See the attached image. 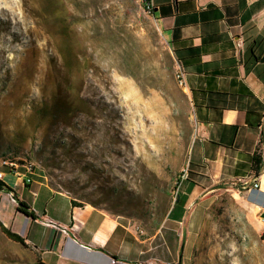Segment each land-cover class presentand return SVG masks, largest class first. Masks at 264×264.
I'll list each match as a JSON object with an SVG mask.
<instances>
[{"label":"rangeland","instance_id":"374dc122","mask_svg":"<svg viewBox=\"0 0 264 264\" xmlns=\"http://www.w3.org/2000/svg\"><path fill=\"white\" fill-rule=\"evenodd\" d=\"M176 66L143 0H0V156L148 231L166 213L165 228L199 224L192 248L177 242L183 264H264L234 186L182 209L194 115ZM60 99L66 114L34 115ZM0 264L38 262L0 229Z\"/></svg>","mask_w":264,"mask_h":264},{"label":"crops","instance_id":"0c3cea01","mask_svg":"<svg viewBox=\"0 0 264 264\" xmlns=\"http://www.w3.org/2000/svg\"><path fill=\"white\" fill-rule=\"evenodd\" d=\"M152 6L182 67L181 88L194 115L182 209L192 202L190 213L199 200L212 202L215 187L234 186L251 226L264 234V0H152ZM255 153L262 158L258 173ZM31 177L25 183L5 169L0 182L9 189H0V223L45 264H109V257L123 264H183L177 242L187 237L193 246L199 224L172 220L176 228H165L166 213L148 231L134 218L75 201L40 173ZM18 201L35 217L18 211Z\"/></svg>","mask_w":264,"mask_h":264},{"label":"trees","instance_id":"16d2710c","mask_svg":"<svg viewBox=\"0 0 264 264\" xmlns=\"http://www.w3.org/2000/svg\"><path fill=\"white\" fill-rule=\"evenodd\" d=\"M150 1L152 3V0H143L144 5L146 2ZM153 6H151L150 9V14L153 17ZM72 108V106L66 102L63 101L62 99H60L57 102L53 101V104L51 106H49L48 104H41L38 106L33 107V113L35 116H37L38 119H41L43 117H47L50 115H54L56 112L60 111V113L66 114L68 111H70ZM13 160L16 161L12 156L11 153H4L0 156V161L2 160ZM27 161V160H26ZM18 163H21L19 161H16ZM23 162V161H22ZM30 162V161H29ZM262 162V158L260 156V154L255 153L252 157V169L255 173H258L260 170V164ZM53 188V187H52ZM0 189H9L6 185H4L2 182H0ZM17 210L20 211L21 213H23L24 215L27 216H31V217H35V214L32 210H30V208L22 201H18L17 203ZM0 229L13 241L20 243L21 245L28 247V244L25 242V240L17 233L9 230L8 228L4 227L1 223H0ZM37 256V254H36ZM37 262L38 264H45L43 263L37 256Z\"/></svg>","mask_w":264,"mask_h":264},{"label":"built area","instance_id":"2783aa9c","mask_svg":"<svg viewBox=\"0 0 264 264\" xmlns=\"http://www.w3.org/2000/svg\"><path fill=\"white\" fill-rule=\"evenodd\" d=\"M151 6H152V3L150 1L145 3L146 10L149 13H150ZM176 68H177L176 72L178 73V78L180 79V82L183 85V70H182V67H181V65L177 64ZM0 168H4L9 173H11L12 175H14V176H16L18 178H22L25 183H29V182L32 181L31 175L34 172V164L32 162H31V170H24V165H20L16 161H3L2 163H0ZM187 170L188 169H184L182 174L180 175V182L183 179H185V180L188 179V172L189 171H187ZM4 174H5V171L0 169V181H2V179L4 177ZM253 187L254 188H258V184L254 183ZM108 259H109V264H123L122 261H119L116 258L109 257Z\"/></svg>","mask_w":264,"mask_h":264},{"label":"bare ground","instance_id":"6f19581e","mask_svg":"<svg viewBox=\"0 0 264 264\" xmlns=\"http://www.w3.org/2000/svg\"><path fill=\"white\" fill-rule=\"evenodd\" d=\"M177 78H178V73H177ZM179 82H180V79H179ZM180 84H182V83L180 82ZM3 161H11V160L5 159V160L0 161V163H2ZM18 164L24 165V170H31V163H18Z\"/></svg>","mask_w":264,"mask_h":264},{"label":"water","instance_id":"95a60500","mask_svg":"<svg viewBox=\"0 0 264 264\" xmlns=\"http://www.w3.org/2000/svg\"><path fill=\"white\" fill-rule=\"evenodd\" d=\"M262 61H264V56L262 57ZM257 176H259V175L257 174ZM255 179H256V178H255ZM189 210H190V208H189ZM260 218L264 220V211H262V212L260 213ZM184 224H185V221H184ZM180 258H181V257H180ZM179 261H180V259H179Z\"/></svg>","mask_w":264,"mask_h":264}]
</instances>
